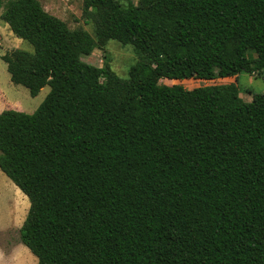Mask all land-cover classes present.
<instances>
[{"label":"trees","instance_id":"obj_1","mask_svg":"<svg viewBox=\"0 0 264 264\" xmlns=\"http://www.w3.org/2000/svg\"><path fill=\"white\" fill-rule=\"evenodd\" d=\"M83 2L94 35L0 0L34 46L2 55L11 80L50 86L33 113H0V169L30 200L21 242L38 264H264V94L160 84L263 74L264 0ZM110 40L139 57L127 78L83 60Z\"/></svg>","mask_w":264,"mask_h":264},{"label":"rangeland","instance_id":"obj_2","mask_svg":"<svg viewBox=\"0 0 264 264\" xmlns=\"http://www.w3.org/2000/svg\"><path fill=\"white\" fill-rule=\"evenodd\" d=\"M39 1L48 12L64 20L71 29L81 27L92 35L95 34L94 24L83 14V0ZM134 1L137 3V0ZM122 2L127 3V0ZM17 48L34 51L30 42L15 36L8 24L0 19V113L8 108L33 113L50 92V86L46 85L37 96H32L28 88L11 80L2 55ZM138 58L131 44L124 45L117 40H110L103 48H95L90 55L84 56L83 60L96 66H104L107 63L117 75L127 78L130 68ZM233 83L236 85L233 93L241 102L251 101L255 93L264 94V72L259 76L242 72L238 79L231 80H160L162 86L177 89L214 84L219 88L221 101L227 96L220 87ZM29 207L28 196L0 169V264H38V258L20 238V230Z\"/></svg>","mask_w":264,"mask_h":264},{"label":"crops","instance_id":"obj_3","mask_svg":"<svg viewBox=\"0 0 264 264\" xmlns=\"http://www.w3.org/2000/svg\"><path fill=\"white\" fill-rule=\"evenodd\" d=\"M9 26V25H8Z\"/></svg>","mask_w":264,"mask_h":264}]
</instances>
